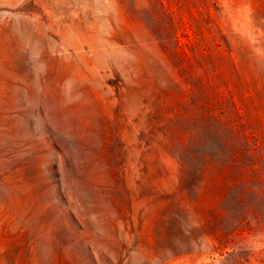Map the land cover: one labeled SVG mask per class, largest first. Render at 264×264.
<instances>
[{
	"label": "rangeland",
	"instance_id": "rangeland-1",
	"mask_svg": "<svg viewBox=\"0 0 264 264\" xmlns=\"http://www.w3.org/2000/svg\"><path fill=\"white\" fill-rule=\"evenodd\" d=\"M212 105L264 141V0H0V264H264Z\"/></svg>",
	"mask_w": 264,
	"mask_h": 264
},
{
	"label": "trees",
	"instance_id": "trees-1",
	"mask_svg": "<svg viewBox=\"0 0 264 264\" xmlns=\"http://www.w3.org/2000/svg\"><path fill=\"white\" fill-rule=\"evenodd\" d=\"M214 106L212 105V109L207 111L204 119V127L217 137L221 145L220 152H199L197 156L187 154L190 141L188 143L181 142L177 157L180 159L182 168H185L191 160L197 159L201 165V170H204L208 166L223 169L233 162L234 156L238 152L264 147V141L260 134L261 129L253 127L245 121H242L239 117H232L229 113L225 114L220 112L216 114L214 110L217 107ZM222 154L227 155V159L224 161L220 159Z\"/></svg>",
	"mask_w": 264,
	"mask_h": 264
}]
</instances>
